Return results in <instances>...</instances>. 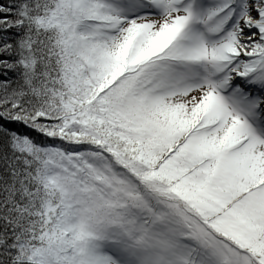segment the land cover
<instances>
[{"label": "snow or ice", "instance_id": "1", "mask_svg": "<svg viewBox=\"0 0 264 264\" xmlns=\"http://www.w3.org/2000/svg\"><path fill=\"white\" fill-rule=\"evenodd\" d=\"M0 264H264V0H0Z\"/></svg>", "mask_w": 264, "mask_h": 264}]
</instances>
